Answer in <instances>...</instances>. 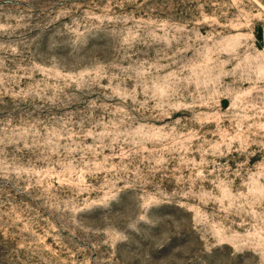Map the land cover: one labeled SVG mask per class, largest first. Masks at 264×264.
I'll use <instances>...</instances> for the list:
<instances>
[{"label": "rangeland", "instance_id": "374dc122", "mask_svg": "<svg viewBox=\"0 0 264 264\" xmlns=\"http://www.w3.org/2000/svg\"><path fill=\"white\" fill-rule=\"evenodd\" d=\"M0 264H264V0H0Z\"/></svg>", "mask_w": 264, "mask_h": 264}]
</instances>
